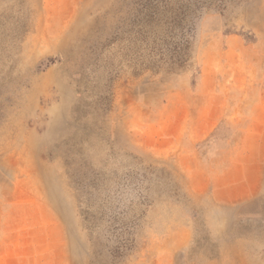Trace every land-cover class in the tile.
Returning <instances> with one entry per match:
<instances>
[{
    "label": "rangeland",
    "instance_id": "obj_1",
    "mask_svg": "<svg viewBox=\"0 0 264 264\" xmlns=\"http://www.w3.org/2000/svg\"><path fill=\"white\" fill-rule=\"evenodd\" d=\"M259 116L264 0H0V264H264L202 172Z\"/></svg>",
    "mask_w": 264,
    "mask_h": 264
},
{
    "label": "crops",
    "instance_id": "obj_2",
    "mask_svg": "<svg viewBox=\"0 0 264 264\" xmlns=\"http://www.w3.org/2000/svg\"><path fill=\"white\" fill-rule=\"evenodd\" d=\"M196 121H199L197 118ZM221 124V125H220ZM216 128H211L209 139L205 148L208 154L205 161L212 166L204 167L205 180H210L215 188L223 193L217 192L218 204H231L236 206H262L256 210L258 215H264V116L245 119L242 124L220 123ZM204 122L200 123L203 129ZM234 135H240V149L237 151L236 159L223 162L231 149ZM228 136V137H227ZM193 146V145H192ZM200 180L195 175L190 180ZM226 197L230 200H226ZM241 208H239L241 210Z\"/></svg>",
    "mask_w": 264,
    "mask_h": 264
}]
</instances>
